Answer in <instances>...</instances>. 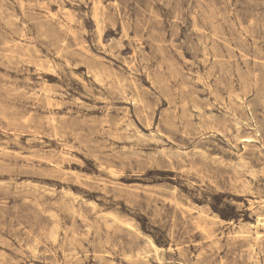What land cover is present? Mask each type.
<instances>
[{
    "label": "rangeland",
    "instance_id": "obj_1",
    "mask_svg": "<svg viewBox=\"0 0 264 264\" xmlns=\"http://www.w3.org/2000/svg\"><path fill=\"white\" fill-rule=\"evenodd\" d=\"M0 264H264V0H0Z\"/></svg>",
    "mask_w": 264,
    "mask_h": 264
},
{
    "label": "bare ground",
    "instance_id": "obj_2",
    "mask_svg": "<svg viewBox=\"0 0 264 264\" xmlns=\"http://www.w3.org/2000/svg\"><path fill=\"white\" fill-rule=\"evenodd\" d=\"M238 99V98H237ZM238 168V167H237ZM253 173V172H252ZM246 186V185H245ZM106 215H108V214H106ZM234 225V224H233ZM52 231V230H51ZM255 233V232H254ZM259 236V235H258ZM137 255V254H136Z\"/></svg>",
    "mask_w": 264,
    "mask_h": 264
}]
</instances>
